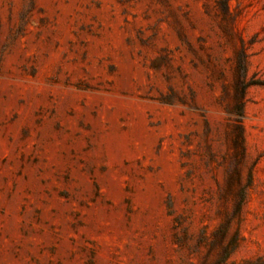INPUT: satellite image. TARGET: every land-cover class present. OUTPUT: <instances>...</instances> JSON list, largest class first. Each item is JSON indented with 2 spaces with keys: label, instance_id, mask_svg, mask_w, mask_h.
Listing matches in <instances>:
<instances>
[{
  "label": "rangeland",
  "instance_id": "rangeland-1",
  "mask_svg": "<svg viewBox=\"0 0 264 264\" xmlns=\"http://www.w3.org/2000/svg\"><path fill=\"white\" fill-rule=\"evenodd\" d=\"M220 260L264 264V0H0V264Z\"/></svg>",
  "mask_w": 264,
  "mask_h": 264
},
{
  "label": "trees",
  "instance_id": "trees-1",
  "mask_svg": "<svg viewBox=\"0 0 264 264\" xmlns=\"http://www.w3.org/2000/svg\"><path fill=\"white\" fill-rule=\"evenodd\" d=\"M242 62H243V64L245 63V59H244V57H243V59H242ZM243 71H245V68H244V67H243ZM253 83H254V82L246 81V76H245V74H244V76H243V79L240 81V84H242V88H243V89H245L246 87H248L249 85H251V84H253ZM240 104H241V101H240ZM226 250H229V249L226 248ZM221 262L223 263V261L220 260V264H221Z\"/></svg>",
  "mask_w": 264,
  "mask_h": 264
}]
</instances>
